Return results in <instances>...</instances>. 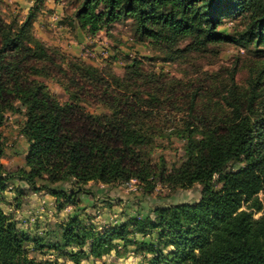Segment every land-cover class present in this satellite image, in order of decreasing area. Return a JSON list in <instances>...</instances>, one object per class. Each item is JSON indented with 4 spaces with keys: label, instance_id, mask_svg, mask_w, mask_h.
Instances as JSON below:
<instances>
[{
    "label": "trees",
    "instance_id": "trees-1",
    "mask_svg": "<svg viewBox=\"0 0 264 264\" xmlns=\"http://www.w3.org/2000/svg\"><path fill=\"white\" fill-rule=\"evenodd\" d=\"M243 8L254 17L240 36L264 43V0H82L74 21L92 37L109 23L129 18L137 41L162 46L172 60L169 54L180 53L181 41H192L200 51L234 43L216 28L222 17ZM30 18L6 23L0 17V127L7 111L18 112L17 105L24 111V169L15 176L31 186L35 180L69 182L76 192H84L88 182L153 183L145 149L159 110L173 96L162 75L141 73L135 61L126 64L122 77L66 61L34 37ZM56 77L64 82L68 103H59L38 80ZM250 85L244 93L228 91L226 112L208 121L193 115L196 93L187 95L185 117L176 129L183 160L162 181L182 190L198 185L193 202L158 207L152 217L96 233L68 221L54 248H70L67 259L79 264L107 255L114 241L125 244L133 230L150 238L132 243L148 256L145 264H264V110L255 108L257 88ZM81 104L106 112L88 113ZM10 177L0 165V191ZM49 194L74 204L72 192ZM26 241L0 209V264H57L28 259Z\"/></svg>",
    "mask_w": 264,
    "mask_h": 264
},
{
    "label": "rangeland",
    "instance_id": "rangeland-1",
    "mask_svg": "<svg viewBox=\"0 0 264 264\" xmlns=\"http://www.w3.org/2000/svg\"><path fill=\"white\" fill-rule=\"evenodd\" d=\"M81 1L0 0V17L8 23L21 22L30 15L34 37L63 55L66 61L89 65L116 77L123 76L127 63L138 62L141 73L162 75L163 85L173 96L159 110L157 123L151 128V144L145 149H149L145 160L155 174L153 183L147 185L131 180L125 184L103 185L88 182L84 192H76L69 182L48 184L45 180H35V185L31 186L15 176L17 170L24 169L27 145L20 133L24 111L15 103L18 112L5 113L0 127L3 148L0 165L11 177L0 191V209L27 238L24 249L28 259L57 264H73L66 256L70 248H54L61 244V228L68 221H76L80 227L96 233L123 222L132 223L133 219L141 221L146 216L152 217L151 211L155 208L191 203L197 198L198 185L182 190L162 181L183 160L182 141L176 129L185 117L189 93H196L193 115L204 116L207 121L226 112L223 99L228 91L244 93L250 90V84L257 88L255 108L264 110V43L256 44L240 36L254 17L252 11L243 8L222 17L216 31L233 38L234 43L211 44L200 51L194 48L192 41H181L176 48L180 53L169 54L172 60H167L168 51L162 46H153L146 40L137 41L129 18L109 23L92 37L86 35L74 21ZM38 80L59 103L69 102V93L64 91L61 78ZM81 107L92 114L106 112L102 107L84 104ZM238 166L235 164L232 169ZM51 190L72 192L74 204L65 205L63 198L56 200L49 194ZM57 205L61 209L58 210ZM259 215L252 217L256 219ZM132 232L126 236L125 244L114 241L115 247L107 255L81 260L79 264H145L148 256L137 252L132 243L150 238Z\"/></svg>",
    "mask_w": 264,
    "mask_h": 264
}]
</instances>
